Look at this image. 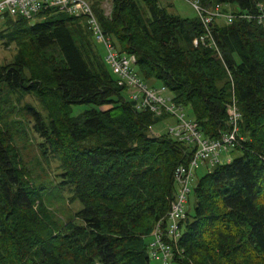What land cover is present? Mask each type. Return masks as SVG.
Returning <instances> with one entry per match:
<instances>
[{"label": "trees", "instance_id": "obj_1", "mask_svg": "<svg viewBox=\"0 0 264 264\" xmlns=\"http://www.w3.org/2000/svg\"><path fill=\"white\" fill-rule=\"evenodd\" d=\"M86 1L119 56L190 108L202 137L228 130L232 99L240 113L239 155L197 179L168 264H264V24L246 17L264 13V0H197L231 8V22L209 27L214 44L200 42L198 17L160 0H109V14ZM37 18L0 21V41L16 49L0 62V264H149L148 238L166 227L175 170L195 146L151 133L172 115L134 107L83 18ZM29 132L40 158L57 161L53 187L24 161ZM64 186L82 206L66 222L49 210Z\"/></svg>", "mask_w": 264, "mask_h": 264}, {"label": "built area", "instance_id": "obj_2", "mask_svg": "<svg viewBox=\"0 0 264 264\" xmlns=\"http://www.w3.org/2000/svg\"><path fill=\"white\" fill-rule=\"evenodd\" d=\"M162 3L169 0H160ZM195 8L198 18L205 28V34L200 38V42L210 40L211 32L209 27L217 18H223L226 22H231L232 15L225 13L222 5L215 4L210 8L202 7L197 0H186ZM48 9H54L66 15L81 17L87 23L95 40L103 45L105 50V61L117 74L118 85L124 87L127 97L138 110L148 108L155 115L162 113L171 114L176 120L168 129V134L179 141L186 142L195 146L193 157L187 165H179L174 174L175 185L177 186L176 195L171 202L170 211L166 219V227L162 229L157 224L149 243V257L168 264L172 257L173 246L180 236L179 222L185 217L184 204L190 193V184L193 180L194 171L200 163L206 164L208 168H213L220 163V155L235 149L239 144L238 123L240 113L237 109L235 100L232 99L227 104L228 130L217 139H207L197 130L196 124L187 119L183 113V108L176 105L170 93L165 87H148L136 74L134 70V56L121 57L114 48L112 40L104 35L102 28L92 10L90 3L86 0H0V20L5 15L15 17L22 16L33 20L37 15ZM260 12L262 7L260 6ZM259 12V13H260ZM257 15H246L248 18H256L258 22L264 24V13ZM207 42V41H206ZM198 40H194L197 44Z\"/></svg>", "mask_w": 264, "mask_h": 264}, {"label": "rangeland", "instance_id": "obj_3", "mask_svg": "<svg viewBox=\"0 0 264 264\" xmlns=\"http://www.w3.org/2000/svg\"><path fill=\"white\" fill-rule=\"evenodd\" d=\"M164 4L167 7L168 12L174 15H179L184 18L197 17L195 8L191 5V3H189L186 0H169L168 2L167 1L164 2ZM99 7L104 11L105 14H109L111 8L110 1L101 0L99 2ZM223 11L229 14L231 8L229 6L224 7ZM35 20L39 21L40 18H36ZM35 20L31 22L33 23ZM3 28L4 26L0 25V30ZM98 47L102 53H105L102 44L98 43ZM15 51L16 49L13 44L9 45V47H5L2 41H0V62L4 63L10 61L13 58ZM112 72L116 76V72L114 70H112ZM159 86H160L159 84H156L157 88ZM25 100L33 105H36L39 108L37 102L33 100L32 97L27 96ZM78 112L79 110L76 111V113ZM183 113L187 119H191L192 112L190 108H183ZM174 122H175L174 118L169 117L157 123L156 125L152 126L150 131L154 135L166 133L168 132V129L174 124ZM39 141L40 139L34 133L29 132L28 141L20 143L22 155L24 161L27 164V167L33 172V174L42 175V180L49 182L51 184V187H53L54 182L56 183L59 180V178L56 176V174L59 172V170L57 169V161L49 160V162H47L42 158H40L36 149V142ZM237 155H239L238 151H229L227 153L223 152L220 155V160L221 162H227L228 160L232 159ZM208 171L209 169L206 167L204 163H200L199 167L195 169L193 180L189 186L190 193L187 196V202L184 204L185 211L190 212L192 210L194 204L193 187L195 186L197 179H199L201 176L206 174ZM49 183H47V186H49ZM57 192L58 194L61 193L63 195L64 200L61 201L58 198H55L53 203L49 206V210L52 211L54 215L57 218H59L62 222H66L69 218H71L74 215V213L77 210L81 209L82 206L78 200L76 199L72 201L70 200L71 196L73 195V192L71 191L69 186H64L62 192H60L59 190H57ZM149 239L151 240V238H148V241ZM149 264H161V263L155 259H150Z\"/></svg>", "mask_w": 264, "mask_h": 264}, {"label": "bare ground", "instance_id": "obj_4", "mask_svg": "<svg viewBox=\"0 0 264 264\" xmlns=\"http://www.w3.org/2000/svg\"><path fill=\"white\" fill-rule=\"evenodd\" d=\"M166 2V1H165ZM161 4V3H160ZM162 6H163V4H162ZM152 237V236H151Z\"/></svg>", "mask_w": 264, "mask_h": 264}]
</instances>
